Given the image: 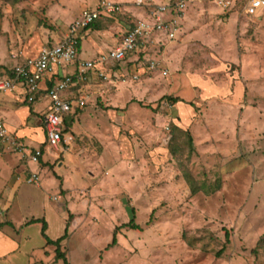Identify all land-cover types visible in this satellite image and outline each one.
I'll use <instances>...</instances> for the list:
<instances>
[{"label": "rangeland", "instance_id": "obj_1", "mask_svg": "<svg viewBox=\"0 0 264 264\" xmlns=\"http://www.w3.org/2000/svg\"><path fill=\"white\" fill-rule=\"evenodd\" d=\"M175 1L0 0V78L63 38L81 9L121 6L78 30V60L106 53L138 21L152 25L157 6L171 18ZM176 20L174 40L142 34L125 60L76 83L84 103L57 146L33 149L12 133L27 169L0 211L15 219L14 229L0 225L21 245L14 264L37 262L45 246L33 217L45 218L51 239L67 228L68 264H264V9L192 1ZM13 82L4 92L25 88ZM32 149L44 151L36 162ZM0 168L1 186L9 174ZM132 218L139 229L122 226ZM43 252L63 264L52 246Z\"/></svg>", "mask_w": 264, "mask_h": 264}, {"label": "built area", "instance_id": "obj_2", "mask_svg": "<svg viewBox=\"0 0 264 264\" xmlns=\"http://www.w3.org/2000/svg\"><path fill=\"white\" fill-rule=\"evenodd\" d=\"M206 1L217 6L223 11L231 10L236 2L242 3L245 15L256 16L264 9V0H176L171 5L172 17L162 18V13L167 6H157L154 11L152 25L146 21H138L139 24L126 31L118 44L111 47L106 53H100L96 58L90 60H78L79 36L78 30L94 22L100 15L119 12L121 6L112 2H104L95 9L84 8L81 10L80 17L69 24V30L63 38L51 45L43 46L34 58H26L21 65L14 68L15 78L2 76L0 78V92L10 91L13 80L18 83H24L25 90L28 92L27 100L32 102L34 94L41 89L40 84L52 82L51 87L45 86L43 89L45 96L49 98L48 110L44 113L43 124L45 127L46 141L50 146H57L61 140L63 129V119L66 113L73 111L74 107L80 108L83 100L79 98H67L61 94L76 83L85 78V74L95 69L100 75H103L101 68L110 62H121L126 56L136 50L140 43V35H150L151 32L157 31L156 34L163 35L168 40L175 39L177 32V17L181 16L186 2ZM70 64H76L75 73H66L64 70ZM150 67H154L151 62ZM0 149L11 150L21 153L26 150L25 144L12 135L0 119ZM42 152L39 149L30 150V159L36 162L41 157ZM38 176L31 174L28 182L37 183Z\"/></svg>", "mask_w": 264, "mask_h": 264}, {"label": "crops", "instance_id": "obj_3", "mask_svg": "<svg viewBox=\"0 0 264 264\" xmlns=\"http://www.w3.org/2000/svg\"><path fill=\"white\" fill-rule=\"evenodd\" d=\"M100 40L101 38H99V40L97 39L96 41L92 40L93 44L96 46L94 49L95 52L98 50V47H100V44L104 43V40L101 41ZM81 41L82 40L79 41V49H80ZM90 59L92 58L89 57L85 59L80 58L79 60H90ZM75 70H76V64L69 65L68 67L65 68L64 71L66 73H75ZM3 76H5V74H3ZM48 84L49 82H47L46 84L44 83L40 84L41 89L33 95L34 100L32 102H29L27 100L29 94L23 87L21 88L18 87L15 92L16 94L14 92H3V91L0 92V119L3 121L4 126L9 132L15 133L16 136H18L21 140H23L27 145L32 146L31 148H33V145L35 144H36L35 146H42L43 144L45 145V143H46L45 148L47 149L49 147L46 141L45 127L43 124L44 113L48 110L49 107V102L46 99L45 92L43 89L45 88L46 85L48 86ZM61 95L64 97L73 98V96H71L72 95L71 90L70 92H68L67 90V92H63ZM40 104L44 105L42 109L40 108ZM64 139L65 138H63V140ZM49 151L50 150H48V152ZM40 161L42 163L44 162L42 158L40 159ZM0 165L5 170H7L9 174V177H7L4 181L5 183H3L0 186V211H3L4 207L5 210H7L10 207V202H12L13 199L17 197L18 193L21 192L20 189L22 184L27 182L26 181L27 169H26V163L23 164L22 158L20 157L19 153L16 154L11 150L0 151ZM1 169L2 168H0V172ZM37 187L41 188V185L40 186L37 185ZM4 202H6L5 205ZM32 219H37V218L33 217ZM43 219L45 220V218ZM28 221H23V222L24 224H27L26 222ZM0 225L10 226L14 229L16 227L15 219L14 217H12L11 220H8V218H6L4 214L2 218H0ZM6 236L7 233L3 232L1 229L0 230V262L7 261V264H14V259L11 260V258L14 256V252L19 250L21 245L19 243L17 244L16 241L11 240V239H15L14 237L10 236L11 237L10 239ZM47 246L50 245L45 244V246L41 249V253H40L41 255L40 254L37 255L35 252L34 256H35V260H38L37 262L30 260L29 263L27 264H42V263L47 264L44 262V259L48 260L49 257L48 258L44 257V252H43V250H45ZM52 247L54 248V246ZM54 257H55V252L53 254V259Z\"/></svg>", "mask_w": 264, "mask_h": 264}, {"label": "trees", "instance_id": "obj_4", "mask_svg": "<svg viewBox=\"0 0 264 264\" xmlns=\"http://www.w3.org/2000/svg\"><path fill=\"white\" fill-rule=\"evenodd\" d=\"M93 26L96 27V25L94 23L91 24V27H93ZM52 85H53L52 82H50L48 84L49 87H51ZM75 89H76V86L75 87H71V89H70L71 90V94H72L71 96H73V93H74ZM70 90H68V92H70ZM65 92H67V91H65ZM73 98H74V96H73ZM75 98H76V96H75ZM73 109H74L73 111L66 113L65 116H64L63 124H62L63 125V129H62L61 137L63 136L64 133L69 132L71 130L72 123L74 121V116L80 110V108H78L77 106H75ZM35 222H40L41 223V235L43 236V238L46 241L45 244L46 245H50V246H54L55 258L62 259L63 260V264H68V261H67V258L65 256V253L62 252L61 248H60V243L64 239H66V237L68 236L67 228L64 229V233L61 236H59L56 239H51L45 233V231L47 229L46 221L43 218L31 219L29 221V223H35ZM122 226L129 227L130 229H139L138 224L134 223V219L133 218L130 219L127 223L122 224ZM117 228L118 227H115V230H114V233H113V236H112L111 245L116 243V230H117Z\"/></svg>", "mask_w": 264, "mask_h": 264}]
</instances>
